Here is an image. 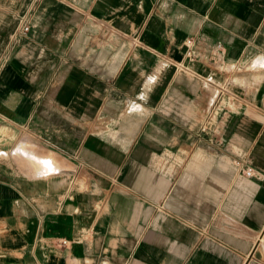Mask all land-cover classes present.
I'll return each mask as SVG.
<instances>
[{
	"label": "crops",
	"instance_id": "obj_1",
	"mask_svg": "<svg viewBox=\"0 0 264 264\" xmlns=\"http://www.w3.org/2000/svg\"><path fill=\"white\" fill-rule=\"evenodd\" d=\"M0 264H264V0H0Z\"/></svg>",
	"mask_w": 264,
	"mask_h": 264
},
{
	"label": "built area",
	"instance_id": "obj_2",
	"mask_svg": "<svg viewBox=\"0 0 264 264\" xmlns=\"http://www.w3.org/2000/svg\"><path fill=\"white\" fill-rule=\"evenodd\" d=\"M26 28H27V26H26V25H23L21 29H22L23 31H25ZM185 42H186V44H188V43L190 42V39L187 38ZM186 52L189 53L190 50L187 49ZM243 173H244V175H251V173H252V169H251V167H250V166H246V167H244V169H243ZM61 242L64 243L65 240L62 239Z\"/></svg>",
	"mask_w": 264,
	"mask_h": 264
}]
</instances>
